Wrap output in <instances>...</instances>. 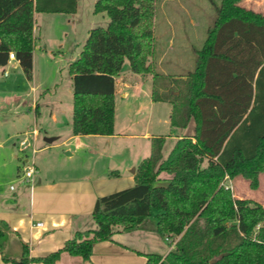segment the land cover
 <instances>
[{
	"label": "trees",
	"instance_id": "trees-1",
	"mask_svg": "<svg viewBox=\"0 0 264 264\" xmlns=\"http://www.w3.org/2000/svg\"><path fill=\"white\" fill-rule=\"evenodd\" d=\"M242 0H220L192 69L162 73L153 52L155 0H95L92 11L107 23L88 30L68 63L72 78V134L114 133L115 77L127 59L132 72L151 74V97L170 103L177 137L166 156L165 137L151 138L150 153L136 166L134 183L95 199V227L75 231L48 254L29 256L28 245L0 219V253L14 264H52L63 251L88 260L96 241L138 228L153 215L167 236L164 255L146 253L144 264H264V204L235 197L228 180L242 177L250 189L264 173V13ZM77 0H0V66L13 52L32 76L34 12L73 13ZM164 173L167 177H162ZM18 242V241H17Z\"/></svg>",
	"mask_w": 264,
	"mask_h": 264
},
{
	"label": "crops",
	"instance_id": "crops-1",
	"mask_svg": "<svg viewBox=\"0 0 264 264\" xmlns=\"http://www.w3.org/2000/svg\"><path fill=\"white\" fill-rule=\"evenodd\" d=\"M77 9L78 3L76 11L71 13L72 17ZM33 19L35 39L36 12ZM68 20L70 22L71 19ZM90 28H87V33ZM156 28L155 21L153 37ZM83 42L75 43L79 49L72 59L78 55ZM57 45L61 48V41ZM42 48L43 52L39 51ZM155 50L153 44L149 62L155 70L170 73L164 69V63H169L165 60L166 49L159 54ZM45 51L43 43H34L30 79L25 77L16 58L7 60L6 65L0 68L4 75H7L5 68L15 62L14 66H17L20 74L17 79L24 85L31 83L30 89L34 91L37 86L33 85L36 65L39 59L48 57L49 54ZM72 59L67 61V66ZM139 75L140 77H136L119 73L115 77L114 133L110 135L72 134L71 118L65 129H60L56 126L58 119L54 113L51 114L53 124L49 131L44 129V133H41V125L37 123L23 129L21 121L19 125L17 123L19 118L8 114L15 110V106L19 107V96L15 99V104H11L10 100L5 102L8 98L0 100V219L16 234L17 244L21 241L28 245L29 256H41L55 251L75 231L94 228L92 209L95 199L113 190L133 185L136 166L150 153L152 137L162 135L165 141L167 137L175 141L182 134H188H171L176 128H172L169 123L170 103L153 100L151 74ZM142 81H149L145 100L139 99ZM7 83L8 87L13 86L10 84L12 81ZM16 86L19 87V84L16 83ZM70 91L72 95V78ZM35 96L32 98L33 103L27 105L26 110L33 108L36 114L38 98ZM117 103L121 105L119 114ZM160 104L166 106H159ZM156 117L160 126L154 123ZM21 133H29L34 152L31 149L21 150V139L19 144L12 140L13 137L18 139V134ZM45 138L52 140L47 142ZM29 163H33L35 171L32 177L26 180L21 173ZM148 219L138 228L118 230L111 239L94 242L88 260L63 251L59 259L52 264H144L146 253L164 255L171 245L163 244L165 238L154 230V218ZM13 252L12 257L18 259L19 246L14 248ZM0 264L14 263L3 260L0 253ZM25 264L44 263L30 261Z\"/></svg>",
	"mask_w": 264,
	"mask_h": 264
},
{
	"label": "rangeland",
	"instance_id": "rangeland-1",
	"mask_svg": "<svg viewBox=\"0 0 264 264\" xmlns=\"http://www.w3.org/2000/svg\"><path fill=\"white\" fill-rule=\"evenodd\" d=\"M94 1L77 0L78 9L73 17L71 13L36 12L34 43L35 45L43 43L46 48L45 52L49 55L38 60L36 77L33 82V85L37 86L34 91L30 89L31 83L24 85L17 79L20 74L17 66H14L15 62L10 63L5 68L7 75H4L0 68V100L8 98L5 102L10 100L11 104H15V99L19 96L21 100L19 107L15 106V110L8 114L14 118L18 117L17 123L19 125L21 121L23 129L37 123V125H41V133H44V129L49 131V127L53 124L52 113L57 116L58 123L56 126L60 129H65L69 123L72 95L70 91L71 75L68 71L67 61L72 59L78 51V45L75 43L84 41L87 28L104 26L107 20L105 13L92 11ZM219 3L220 0H155L154 23L156 21L157 28L153 37V44L157 54L166 49L165 60L169 61V63H164L166 71L179 74L193 68L194 48H199L205 39L206 31L215 18V7ZM241 3L247 8L264 13V0H242ZM69 18L71 19L70 22ZM60 41L62 43L61 48L57 45ZM39 51L43 52V48ZM120 74H132L140 77L139 74L131 71L127 59L124 60ZM9 81H12L10 83L13 84L12 87H8L9 83L7 82ZM16 83L19 84V87L16 86ZM5 84L7 86L3 87L2 85ZM148 85L149 81H142L140 100L146 99L149 91L146 88ZM34 95L38 98V112L36 114L33 108L26 110L27 105L33 103ZM159 106L166 105L160 104ZM120 108L121 105L117 103L118 114ZM17 110L20 112L18 113ZM156 121L157 117L154 118V123L160 126V123ZM192 128V123H190L186 128H176V131L171 134L190 133ZM24 137L31 143L29 133L26 135L18 134V139L13 137L12 140L19 144V140ZM173 142L174 139L166 138L162 151L163 156L167 155ZM165 175L164 173L161 174L163 177ZM230 183L233 196L250 198L264 204V173L259 175V186L255 190L250 189L247 181L242 177H236ZM150 218H153V215ZM16 242L12 245L13 250L18 248ZM164 242L165 246L170 245L166 240Z\"/></svg>",
	"mask_w": 264,
	"mask_h": 264
},
{
	"label": "built area",
	"instance_id": "built-area-1",
	"mask_svg": "<svg viewBox=\"0 0 264 264\" xmlns=\"http://www.w3.org/2000/svg\"><path fill=\"white\" fill-rule=\"evenodd\" d=\"M11 59H15V55L12 51L8 53V60H11ZM20 149L21 150L31 149V151L33 152L35 151L34 148L31 146V144L27 141L26 137L20 140ZM34 171H35V167L33 163H29L28 165L24 166L21 176L24 179L28 180L32 177ZM225 187H229L231 189L230 180L227 181V184H225ZM37 224L39 225L40 223H37ZM164 238L166 241L169 240L167 236H165Z\"/></svg>",
	"mask_w": 264,
	"mask_h": 264
},
{
	"label": "water",
	"instance_id": "water-1",
	"mask_svg": "<svg viewBox=\"0 0 264 264\" xmlns=\"http://www.w3.org/2000/svg\"><path fill=\"white\" fill-rule=\"evenodd\" d=\"M45 140H46L47 142H50V141L52 140V138H45Z\"/></svg>",
	"mask_w": 264,
	"mask_h": 264
}]
</instances>
